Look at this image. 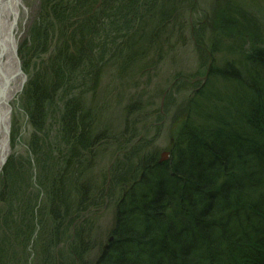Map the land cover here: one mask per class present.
Returning <instances> with one entry per match:
<instances>
[{
	"label": "trees",
	"instance_id": "16d2710c",
	"mask_svg": "<svg viewBox=\"0 0 264 264\" xmlns=\"http://www.w3.org/2000/svg\"><path fill=\"white\" fill-rule=\"evenodd\" d=\"M193 4L39 0L23 95L41 206L34 211L20 190L30 169L0 174V222L20 193L33 264H264V45L246 37L256 36L220 30L205 41L203 26L189 27L206 62L201 82L172 77L165 109L178 92L187 100L167 161L152 146L164 107L138 116L137 101L116 108L138 74L148 79L179 47ZM53 112L57 127L43 146L36 134ZM104 211L113 214L106 229L96 217Z\"/></svg>",
	"mask_w": 264,
	"mask_h": 264
},
{
	"label": "rangeland",
	"instance_id": "374dc122",
	"mask_svg": "<svg viewBox=\"0 0 264 264\" xmlns=\"http://www.w3.org/2000/svg\"><path fill=\"white\" fill-rule=\"evenodd\" d=\"M22 1L26 14L21 17L19 21L17 56L23 78L19 91L10 102L11 110L8 132L9 153L1 167L0 174L6 165H14V167L17 168L20 164L24 169H30L31 182L27 181L26 183L25 181L27 178H20L18 181L21 184V193H25L26 196H29L30 204L34 207L35 211L42 204V197L39 195L37 184L34 181L37 173L39 174V170H36L35 165L32 163V158L29 157L34 154L30 144L31 137L36 133V130H34L28 120L29 109L23 94L29 81V76L33 72L34 63L36 62V57H34L33 54H26L25 43L28 40L29 28L34 21L39 7V0ZM184 17L183 28L186 24V29H182V33L185 35V38L182 40L179 39V47L174 51L169 50V55L166 52L165 59L157 65L158 69L154 72L149 71L153 73L149 74L150 76L148 79L146 76H143L142 73L140 75L138 74L136 76V83H138L137 87L134 89H127L121 94L120 99H123V101L119 102L120 104L117 103V109L133 101H137L133 105V116H138L143 108H146V110L147 108L152 109L151 103H154V107H159L163 110L166 104L164 101L166 94L171 91L172 77L174 74L179 71L182 75L181 80H183V77H185L184 80H190L192 77L191 75L197 77L201 76L200 73L204 72L203 70L206 62L205 56L201 54L199 50H196V46L189 40L191 37L189 27L194 29V27L198 25L203 26L205 41L210 40V38L212 39L215 33H221L220 30H222L225 34L231 32H238L243 35L252 34V36H256V38L246 36L247 39H255L257 44L264 45V0H194L193 7L188 12L186 11ZM217 42L218 40H216V43ZM222 47H224V45H222ZM218 57L219 56L216 55L215 59L217 60ZM196 81L201 82L202 77L197 78ZM179 94V92L174 94L170 98V104L167 105L166 109L164 107V110L167 111V119L161 124L162 127L160 128V133H157V140L152 144L153 148L159 149V159H162V155L167 153L166 161L169 157V146L171 145L173 132L184 116L183 108L185 109L184 103L187 98L184 96L186 94ZM58 106L59 104L56 103L51 110L55 111ZM173 116L176 118L174 121L172 120ZM141 125H143V123L138 120L137 128ZM56 127V113L53 112L51 116L47 118V122L44 125V129L48 132L44 130L36 134L39 144L44 146L46 139L44 133L51 138ZM152 146L149 148H152ZM108 162L109 161L106 159L102 166L105 171L108 170L109 172L110 164ZM30 163H32L31 167ZM19 198H21L20 193L16 195V204H13L14 207H11V213L4 217L7 223L1 224L0 222V264H33L34 255L30 254V250H32L33 247L30 245V240H24L26 239L25 235L27 228L30 226V219L23 214L21 216L20 212H16ZM6 204L2 210L3 205L0 201V212H4L5 214V208L8 206V203ZM24 206H26V202ZM101 216L102 218L99 214L96 216L98 225L100 224L104 229L107 227L109 228L113 218L112 212L104 211ZM14 220H16L15 224ZM4 238L7 239L5 240Z\"/></svg>",
	"mask_w": 264,
	"mask_h": 264
},
{
	"label": "bare ground",
	"instance_id": "6f19581e",
	"mask_svg": "<svg viewBox=\"0 0 264 264\" xmlns=\"http://www.w3.org/2000/svg\"><path fill=\"white\" fill-rule=\"evenodd\" d=\"M26 14L22 0H0V170L9 153L10 102L22 84L17 56L19 21Z\"/></svg>",
	"mask_w": 264,
	"mask_h": 264
},
{
	"label": "water",
	"instance_id": "95a60500",
	"mask_svg": "<svg viewBox=\"0 0 264 264\" xmlns=\"http://www.w3.org/2000/svg\"><path fill=\"white\" fill-rule=\"evenodd\" d=\"M22 77H23V75H22ZM166 154L167 153H165V154H163L162 156H163V158L162 159H160V161L159 162H164V161H166ZM7 157V156H6ZM6 159V158H5ZM5 161V160H4ZM3 164H4V162H3ZM110 240H112V239H109V241Z\"/></svg>",
	"mask_w": 264,
	"mask_h": 264
}]
</instances>
